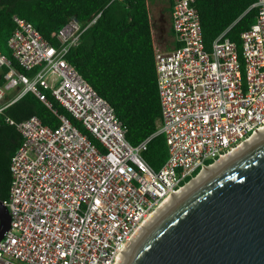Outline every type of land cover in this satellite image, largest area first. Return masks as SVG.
<instances>
[{
  "label": "built area",
  "instance_id": "built-area-1",
  "mask_svg": "<svg viewBox=\"0 0 264 264\" xmlns=\"http://www.w3.org/2000/svg\"><path fill=\"white\" fill-rule=\"evenodd\" d=\"M252 7L256 14L240 47L228 29L205 46L196 0H172V46L157 39L152 26L161 104L152 136L163 134L168 150L157 170L143 155L152 136L132 144L111 103L67 58L101 12L86 23L70 16L53 31L55 42L13 14L7 44L26 72L0 50V72L6 68L0 115L31 92L59 124L36 114L7 118L23 141L10 162L3 201L11 225L0 240V264H118L134 232L166 197L264 127V0ZM48 92L80 125L53 107Z\"/></svg>",
  "mask_w": 264,
  "mask_h": 264
},
{
  "label": "trees",
  "instance_id": "trees-1",
  "mask_svg": "<svg viewBox=\"0 0 264 264\" xmlns=\"http://www.w3.org/2000/svg\"><path fill=\"white\" fill-rule=\"evenodd\" d=\"M254 2L196 0L205 46L211 48L215 38L228 29L226 36L240 47L241 34L250 27L256 14V8L252 7ZM171 9L172 0H169L170 12ZM98 12H101L100 16L85 30L67 58L111 103L126 128L127 139L137 145L157 131L161 117L148 0H0V50L26 72L7 44L15 29L13 14L32 21L46 39L55 42L53 31L65 24L70 16L75 15L86 23ZM48 96L54 108L80 125L50 92ZM34 114L51 126L59 124L57 114L31 92L9 105L0 115L2 200L10 193L12 155L23 141L21 132L7 118L21 121ZM143 155L150 166L159 169L168 156L165 136L161 133L152 136Z\"/></svg>",
  "mask_w": 264,
  "mask_h": 264
},
{
  "label": "water",
  "instance_id": "water-1",
  "mask_svg": "<svg viewBox=\"0 0 264 264\" xmlns=\"http://www.w3.org/2000/svg\"><path fill=\"white\" fill-rule=\"evenodd\" d=\"M10 225L0 199V240ZM118 264H264V131L155 213Z\"/></svg>",
  "mask_w": 264,
  "mask_h": 264
},
{
  "label": "rangeland",
  "instance_id": "rangeland-1",
  "mask_svg": "<svg viewBox=\"0 0 264 264\" xmlns=\"http://www.w3.org/2000/svg\"><path fill=\"white\" fill-rule=\"evenodd\" d=\"M152 26L156 38L167 46L173 45V35L170 31L171 12L169 11V0H148Z\"/></svg>",
  "mask_w": 264,
  "mask_h": 264
},
{
  "label": "bare ground",
  "instance_id": "bare-ground-1",
  "mask_svg": "<svg viewBox=\"0 0 264 264\" xmlns=\"http://www.w3.org/2000/svg\"><path fill=\"white\" fill-rule=\"evenodd\" d=\"M264 131V127L263 128H259L256 133L249 138L248 140L244 141L243 143H241L240 145H238L237 147L233 148L232 150H230L229 152H227L226 154L222 155L215 163H213L212 165L205 167V169L203 171H201L199 173L198 176L194 177L192 180H190L188 183H186L184 186H182L179 190H177L176 192H174L171 196L166 197L161 204L154 210L152 211L148 217L141 223V225L137 228V230L134 232V234L132 235V237L130 238L129 242L127 243L124 252L126 251V249L128 248V246L130 245V243L135 239V237L144 229V227L147 225V223L149 222V220L151 219V217L157 213L162 207H164L170 200H172L174 197H176L178 194H180L182 191H184L185 189H187L189 186H191L193 183H195L197 180H199L200 178H202L204 175H206L209 171H211L215 166H217L220 162H222L224 159H226L228 156H230L233 152H235L237 149H239L241 146H243L245 143H247L249 140H251L253 137H255L257 134H259L260 132ZM124 254V253H123ZM122 254V255H123ZM122 257V256H121ZM121 259V258H120ZM120 261V260H119ZM119 263V262H118Z\"/></svg>",
  "mask_w": 264,
  "mask_h": 264
},
{
  "label": "crops",
  "instance_id": "crops-1",
  "mask_svg": "<svg viewBox=\"0 0 264 264\" xmlns=\"http://www.w3.org/2000/svg\"><path fill=\"white\" fill-rule=\"evenodd\" d=\"M170 31H172V30H171V26H170ZM171 33H172V32H171ZM172 35H173V33H172Z\"/></svg>",
  "mask_w": 264,
  "mask_h": 264
},
{
  "label": "flooded vegetation",
  "instance_id": "flooded-vegetation-1",
  "mask_svg": "<svg viewBox=\"0 0 264 264\" xmlns=\"http://www.w3.org/2000/svg\"><path fill=\"white\" fill-rule=\"evenodd\" d=\"M170 20H171V17H170Z\"/></svg>",
  "mask_w": 264,
  "mask_h": 264
}]
</instances>
